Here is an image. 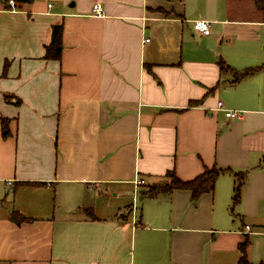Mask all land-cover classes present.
Here are the masks:
<instances>
[{
	"label": "crops",
	"instance_id": "obj_1",
	"mask_svg": "<svg viewBox=\"0 0 264 264\" xmlns=\"http://www.w3.org/2000/svg\"><path fill=\"white\" fill-rule=\"evenodd\" d=\"M262 63L257 0H0V264H239L246 235L264 262V70L234 81Z\"/></svg>",
	"mask_w": 264,
	"mask_h": 264
},
{
	"label": "trees",
	"instance_id": "obj_2",
	"mask_svg": "<svg viewBox=\"0 0 264 264\" xmlns=\"http://www.w3.org/2000/svg\"><path fill=\"white\" fill-rule=\"evenodd\" d=\"M16 4H25L30 3L33 0H14ZM260 5L264 4V0H257ZM63 24L57 23L52 26L51 41L46 45L45 56L47 60H59L62 55L63 50ZM220 67L222 71H234L232 67L227 65L223 60L220 61ZM6 71V66L4 68ZM264 70V63L247 67L241 72H236L235 82L244 78L246 76L255 74ZM229 169H221L218 167L207 168L203 173L191 180H182L179 178L174 171L168 174V180L150 184L147 186L146 190L143 192V195L150 197H156L160 194H170L176 190H187L192 194L193 200H197L203 194L211 193L215 189L216 181L218 177L223 173L227 172ZM236 180L234 186V203L240 200L241 189L245 182V176L242 173H236ZM12 219L16 222L29 221L30 218L22 215L18 211L12 212ZM251 239L249 235H246L244 240L239 244V251L241 256L239 258V264H253L248 258V247L250 246ZM257 264H264V262H259Z\"/></svg>",
	"mask_w": 264,
	"mask_h": 264
},
{
	"label": "built area",
	"instance_id": "obj_3",
	"mask_svg": "<svg viewBox=\"0 0 264 264\" xmlns=\"http://www.w3.org/2000/svg\"><path fill=\"white\" fill-rule=\"evenodd\" d=\"M10 4L12 7H14L15 1L10 0ZM93 12L97 15H103L104 11H103L102 5L100 3H95L93 6ZM193 26H194V29L196 31L200 32L203 35H209L211 33L210 22L207 20H204V19L196 20V21H194ZM147 41H149V40H147ZM218 106H219V108H223V103L219 102ZM226 116L232 117V118H241L242 117L240 111H232V110L226 111ZM144 183H145V181L142 179L138 181L139 185L144 184ZM250 228H251L250 226H246V229H250Z\"/></svg>",
	"mask_w": 264,
	"mask_h": 264
},
{
	"label": "rangeland",
	"instance_id": "obj_4",
	"mask_svg": "<svg viewBox=\"0 0 264 264\" xmlns=\"http://www.w3.org/2000/svg\"><path fill=\"white\" fill-rule=\"evenodd\" d=\"M162 182V181H161ZM131 201H132V199H131ZM129 202V201H128ZM92 210L91 209H86V213L88 214V215H90V214H92Z\"/></svg>",
	"mask_w": 264,
	"mask_h": 264
}]
</instances>
